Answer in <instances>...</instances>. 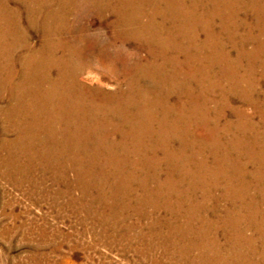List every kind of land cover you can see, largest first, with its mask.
Returning a JSON list of instances; mask_svg holds the SVG:
<instances>
[{"label": "rangeland", "instance_id": "1", "mask_svg": "<svg viewBox=\"0 0 264 264\" xmlns=\"http://www.w3.org/2000/svg\"><path fill=\"white\" fill-rule=\"evenodd\" d=\"M65 1L0 0V264H264V0L133 1L135 40L112 26L121 0L80 17ZM46 35L86 63L112 41L153 118L134 134L37 119L20 76L36 50L50 57ZM102 72L81 80L112 91Z\"/></svg>", "mask_w": 264, "mask_h": 264}, {"label": "bare ground", "instance_id": "2", "mask_svg": "<svg viewBox=\"0 0 264 264\" xmlns=\"http://www.w3.org/2000/svg\"><path fill=\"white\" fill-rule=\"evenodd\" d=\"M97 1L98 0H92V1H90V0H66L65 1L66 4H64V5H67L69 8L76 7L78 10L82 11L78 16V17H80L86 13L84 9L93 10V11L95 10L97 13H102V11L104 9H103L101 3L99 1L98 2ZM133 1L135 2V4H137V2H138L137 0H121L119 2L116 1L117 2L116 6L107 5V7H111L112 11L122 13L123 16L121 17L118 15V17L112 22V26H113V24H114V26L116 24L117 35L122 36L124 39H130L131 38V39L135 40L136 37L140 36L139 27L133 26L131 17H127L128 15L122 11V10L125 11L126 7L133 5V8L135 7L133 9V11L136 12V14H137V11H136L137 6L132 4ZM43 3H44V0H43ZM68 4H70V5H68ZM47 5H49V4H47ZM85 5H87V6L85 7ZM50 14L51 13L48 12L47 15L49 16ZM52 17L53 16H50L49 18L53 19ZM126 18H128V19L126 20ZM19 21H20V18H19ZM124 21L127 23V25L129 26L130 29L128 31L125 30V32L121 34L122 30L120 27ZM68 26H70L69 23H68ZM79 27H80V30L82 32H84V28L81 25ZM63 28H64V26H63ZM72 30H74V28ZM74 31H76V30H74ZM70 33H73V31H71ZM46 36H47V39L45 40L44 44L46 45V48H48L51 51V52L47 53L48 55H50V57L44 61L43 54L46 51L44 49L36 50L30 56L27 57L25 63L23 64V67L21 69V71H23V73L20 76V81H29L33 78L34 79L33 81H35V83H36L35 84L36 85V87H35L36 94L34 95V101H35V106H34L35 113L34 114H35V117L37 119L42 121L40 116L43 115L44 120L47 122V124L53 125V123L55 122L58 125L60 123V120L65 118L67 125L72 123V122H76L78 124V128H77L78 133H81L79 126H83L86 122L91 123L92 125L95 124V126L104 125V124L109 123V122H114V124L118 125L119 127L125 126L124 134H134V133H136L135 130L141 129L139 127V125H142V123H143L141 120L142 117L145 116L147 118H150V117L153 118L152 113H150V111H149V109H150L149 106H151L152 101L148 99L149 94L146 92L147 87L145 86L146 88H144L142 86L144 83L142 84L141 77L140 76L137 77L136 73H134L133 69L132 70L129 69L125 76L121 75V77H120V75L118 74L119 70H117L118 67L117 66L115 67V65L113 63L114 61L111 62L107 58V56L110 54H107L106 51H107L108 46H110L109 44H111L112 41L110 42L109 40H106V41L104 40L102 42V46H101L102 48L99 49L98 54L96 55L97 59L94 60V62L89 61V63H86V62H83L81 60H78L77 57L74 58V56L73 57L67 56V54L65 55V53L61 56H58L57 51H54L57 48L58 43L56 44L53 41L52 35L51 36L46 35ZM71 36L73 38H77V36H75V34H72ZM78 37L79 38H77V39H83L84 38V37L82 38L80 36H78ZM54 39H56V38H54ZM156 39H157V37H156ZM138 47H140V46H138ZM76 49H77V47H76ZM115 49H117V48H115ZM151 49H153V48H151ZM85 54H87V53H85ZM105 54H107V55H105ZM152 55L156 56L157 54H152ZM110 59H113V58H110ZM169 60L170 59H168V61ZM45 63H46V65H45V69H44V73L42 75V78H41V80H38L39 79L38 72H39V70H41V68L44 66ZM142 63L143 62H141L139 64H142ZM157 65H158V63H157ZM85 66H87L91 70H97V71L99 70L101 73H103L102 70H106V69L110 70V74L108 76L105 75V77L107 79H110V80L112 79V80H114V82H116L115 88L112 91H106V90L101 89L100 87L90 88V87H87L86 85H84V83L81 80V71ZM160 67H159V70L161 71ZM158 73H160V72H158ZM165 79H167V76L165 77ZM22 87H23V84L18 82V90H20ZM166 90H168V89H166ZM27 95H28V93H27ZM97 95H99L98 98H97ZM143 120H144V118H143ZM144 123H145V120H144ZM145 125H147V123H145ZM68 127H70V126L68 125ZM26 129H24V131ZM47 130H50V129H47ZM70 130H71V128H70ZM142 130H143V127H142ZM118 131H119V129H118ZM61 134H63V133H61ZM121 137H122V135H121ZM112 140H113V137H112ZM49 143H51V142L49 141ZM44 144H46V143H44ZM46 145H45V147H46ZM57 150H59V149L57 148ZM223 251H224V249H223Z\"/></svg>", "mask_w": 264, "mask_h": 264}]
</instances>
